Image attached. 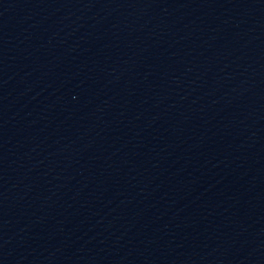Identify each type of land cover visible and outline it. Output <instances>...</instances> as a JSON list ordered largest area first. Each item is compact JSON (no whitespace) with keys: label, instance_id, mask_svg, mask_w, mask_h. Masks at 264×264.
I'll return each mask as SVG.
<instances>
[{"label":"water","instance_id":"1","mask_svg":"<svg viewBox=\"0 0 264 264\" xmlns=\"http://www.w3.org/2000/svg\"><path fill=\"white\" fill-rule=\"evenodd\" d=\"M0 264H264V0H0Z\"/></svg>","mask_w":264,"mask_h":264}]
</instances>
